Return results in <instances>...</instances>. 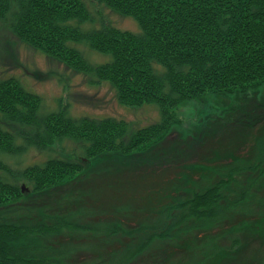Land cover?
<instances>
[{"label":"trees","instance_id":"1","mask_svg":"<svg viewBox=\"0 0 264 264\" xmlns=\"http://www.w3.org/2000/svg\"><path fill=\"white\" fill-rule=\"evenodd\" d=\"M95 3L132 17L139 30L105 24L92 10ZM0 25L94 83L108 82L119 103L150 105L158 114L144 125L114 116H72L68 104L50 109L17 77H0V210L22 197V184L42 193L103 157L129 162L166 136L184 101L264 83V0H0ZM77 45L108 59L92 63ZM30 152L42 158L30 161ZM231 173L176 208L207 216ZM76 227L62 218L2 220L0 264H61L65 251L43 246L38 236ZM139 249L130 244L119 256Z\"/></svg>","mask_w":264,"mask_h":264},{"label":"rangeland","instance_id":"2","mask_svg":"<svg viewBox=\"0 0 264 264\" xmlns=\"http://www.w3.org/2000/svg\"><path fill=\"white\" fill-rule=\"evenodd\" d=\"M93 6L105 24L139 30L132 17ZM77 48L92 63L108 59ZM7 76L50 109L68 104L72 116H114L140 125L158 116L150 105L119 103L108 82L94 83L0 25V77ZM175 112L166 136L129 162L103 157L42 193L22 184V197L2 207L0 221L75 223L74 231L38 236L43 246L65 251L61 264H264V83L246 92L208 93ZM229 173L211 215L187 216L176 208ZM130 244L140 249L120 257Z\"/></svg>","mask_w":264,"mask_h":264}]
</instances>
